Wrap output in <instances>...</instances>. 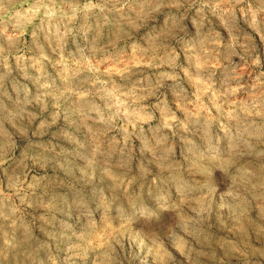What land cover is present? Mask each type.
Returning a JSON list of instances; mask_svg holds the SVG:
<instances>
[{"label":"clouds","instance_id":"obj_1","mask_svg":"<svg viewBox=\"0 0 264 264\" xmlns=\"http://www.w3.org/2000/svg\"><path fill=\"white\" fill-rule=\"evenodd\" d=\"M0 264H264V0H0Z\"/></svg>","mask_w":264,"mask_h":264}]
</instances>
